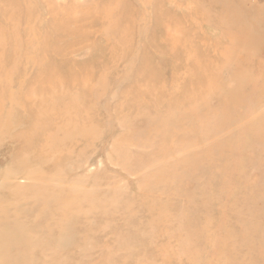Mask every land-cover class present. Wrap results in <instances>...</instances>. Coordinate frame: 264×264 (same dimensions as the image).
<instances>
[{"label": "rangeland", "instance_id": "obj_1", "mask_svg": "<svg viewBox=\"0 0 264 264\" xmlns=\"http://www.w3.org/2000/svg\"><path fill=\"white\" fill-rule=\"evenodd\" d=\"M0 264H264V0H0Z\"/></svg>", "mask_w": 264, "mask_h": 264}, {"label": "bare ground", "instance_id": "obj_2", "mask_svg": "<svg viewBox=\"0 0 264 264\" xmlns=\"http://www.w3.org/2000/svg\"><path fill=\"white\" fill-rule=\"evenodd\" d=\"M231 12V11H230ZM229 14V13H228ZM236 21V20H235ZM242 21V20H241Z\"/></svg>", "mask_w": 264, "mask_h": 264}]
</instances>
